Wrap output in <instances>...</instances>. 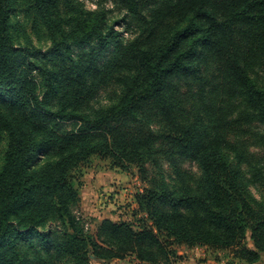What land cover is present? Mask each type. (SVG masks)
<instances>
[{
    "label": "trees",
    "instance_id": "1",
    "mask_svg": "<svg viewBox=\"0 0 264 264\" xmlns=\"http://www.w3.org/2000/svg\"><path fill=\"white\" fill-rule=\"evenodd\" d=\"M16 1L0 0V264H175L179 245L261 261L264 0H112L115 23L80 0H32L47 51L15 43ZM94 156L148 183L137 227L105 218L93 233L78 215L76 171Z\"/></svg>",
    "mask_w": 264,
    "mask_h": 264
},
{
    "label": "rangeland",
    "instance_id": "2",
    "mask_svg": "<svg viewBox=\"0 0 264 264\" xmlns=\"http://www.w3.org/2000/svg\"><path fill=\"white\" fill-rule=\"evenodd\" d=\"M84 3L85 7L90 10L97 8L103 9L107 12L111 23L118 22L123 19L125 10L122 5L116 2L98 0H80ZM100 3V5L98 4ZM32 0H17L16 6L19 9L13 16L11 21L12 34L14 41L19 47L31 46L43 49L47 51L51 48L53 43L52 32L45 25V23L38 17V13L35 8L32 7ZM116 29L124 33V39L128 40L137 33L136 27L128 29V24L117 23ZM93 47H97L96 42H87L83 46H75L76 53H82ZM113 46L110 47L111 52ZM109 54V53H108ZM116 88H109L101 91L97 99H95L91 106L95 109L100 107H106L116 99ZM42 90V88H41ZM5 136L0 139V168L3 165V157L6 149ZM184 167L190 169L194 173H198V167L196 164L187 162ZM86 175L94 176V179L100 175L99 183V195L104 202L99 207L100 215H91L87 209L83 206V201L87 200V196L91 193V186L86 187V181L84 180ZM76 176L81 180L80 193L81 202L78 209V215L83 216L88 223V229L91 232H95L99 224V216H106L105 218H113L115 221H128L138 226V220L142 217L137 211L136 197L138 194L143 193L144 189L149 185L144 182L136 168L129 170H122L120 168H114L109 160H103L97 156L91 158V160L79 170L76 171ZM252 191L256 197L261 198L263 196V190L259 186H252ZM103 204L105 205L103 207ZM137 213V214H136ZM103 220V219H102ZM247 245L253 247L250 237L246 239ZM102 262H95L94 264H101ZM257 264H264V260Z\"/></svg>",
    "mask_w": 264,
    "mask_h": 264
},
{
    "label": "crops",
    "instance_id": "3",
    "mask_svg": "<svg viewBox=\"0 0 264 264\" xmlns=\"http://www.w3.org/2000/svg\"><path fill=\"white\" fill-rule=\"evenodd\" d=\"M99 179H100V175H98L96 179H94L93 175L92 176L86 175L84 179L86 181V187L91 186V193L88 194L87 200L83 201V206L85 207V209L88 210V212L92 216L100 215L99 207L104 202V200L101 198V195L98 194L100 191ZM104 206L105 205L103 204V207ZM105 217L99 216V222L102 221V219H105ZM111 219L115 221L113 218ZM174 251H175V255L180 257L181 264H247L243 260L236 259L230 251L212 250L206 246L188 247L186 245H179L174 247ZM262 260H264V256H262L261 261ZM109 264H146V263L140 262L135 258V256H129L124 260H115Z\"/></svg>",
    "mask_w": 264,
    "mask_h": 264
},
{
    "label": "built area",
    "instance_id": "4",
    "mask_svg": "<svg viewBox=\"0 0 264 264\" xmlns=\"http://www.w3.org/2000/svg\"><path fill=\"white\" fill-rule=\"evenodd\" d=\"M175 264H181V261L180 260H177Z\"/></svg>",
    "mask_w": 264,
    "mask_h": 264
},
{
    "label": "water",
    "instance_id": "5",
    "mask_svg": "<svg viewBox=\"0 0 264 264\" xmlns=\"http://www.w3.org/2000/svg\"><path fill=\"white\" fill-rule=\"evenodd\" d=\"M94 258V257H93Z\"/></svg>",
    "mask_w": 264,
    "mask_h": 264
}]
</instances>
